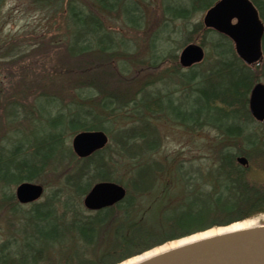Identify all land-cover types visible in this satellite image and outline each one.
Masks as SVG:
<instances>
[{"label": "trees", "instance_id": "trees-1", "mask_svg": "<svg viewBox=\"0 0 264 264\" xmlns=\"http://www.w3.org/2000/svg\"><path fill=\"white\" fill-rule=\"evenodd\" d=\"M32 1L44 10L61 12L66 29L62 62L97 63L102 76L57 81L54 87L48 77L29 108L7 104V113L24 120L25 129L17 131L21 140L32 135L26 123L36 105L46 117L35 140L18 142L12 135L7 155L0 157L5 226L0 264H122L194 234L264 215V140L246 138L254 123L248 96L256 82L264 81V35L262 62L247 67L228 38L188 23L193 12L205 11L217 0H186L162 8L160 33L147 42L148 58L142 62L136 59L135 42L118 37L102 18L115 13L126 30H144L149 20L138 3L145 0ZM251 1L264 25V1ZM121 4L128 7L122 15ZM175 22L181 25L175 28ZM194 41L207 49L205 59L182 73L178 67L167 71L166 77H178L173 88L164 91L153 82L136 85L131 74L135 66L156 69L174 63L177 52ZM65 82L72 90L66 96L46 90L57 91ZM132 85L137 90L131 95ZM192 94L196 101L189 112L175 96ZM160 119L191 131L217 132L221 140L215 159L155 158L160 137L153 120ZM82 131H102L109 144L79 160L68 140ZM238 157L246 158L247 166H240ZM119 171L127 173L125 181L116 175ZM44 176L57 181L51 193L31 205H19L13 188L22 182L43 184ZM97 182L123 186L125 198L113 207L86 211L82 199ZM169 211L180 216H168ZM152 219L161 222L152 227L147 223Z\"/></svg>", "mask_w": 264, "mask_h": 264}, {"label": "rangeland", "instance_id": "rangeland-1", "mask_svg": "<svg viewBox=\"0 0 264 264\" xmlns=\"http://www.w3.org/2000/svg\"><path fill=\"white\" fill-rule=\"evenodd\" d=\"M137 3V0H134ZM205 2H213L214 0H204ZM264 1V0H262ZM146 2V3H145ZM145 2L138 3V7L142 9L145 7V15L148 25L144 30L133 31L126 30L122 26V22L117 14L113 13L108 16H103L104 25L111 31L117 33L118 37H121L125 41L135 42L133 47H137V55L139 61L146 60L148 58V45L147 42L153 40L159 35V25L162 19V8H169L170 6L185 4L186 0H145ZM123 4L119 6V12L122 15L125 11ZM130 10V8H129ZM133 14L132 12H130ZM205 11L193 12L189 18V25L194 26L201 24ZM61 12L54 13L48 10H44L37 3L32 0H3L0 5V147L3 149L0 151V157L7 155L5 151L6 146L11 143V136L17 137L18 142L24 140H35L43 126L44 111H40V106L34 109L32 115H29V121L26 123L31 128L32 135L27 134L25 139L21 140V133L19 130L25 129L24 120L19 117L15 119L14 116L7 113V104L10 102H17L20 105L30 107L33 98L37 93H40V88L46 87V80L50 83L51 87H54L57 81L71 80L80 77H94L101 78V66L97 63L90 64L86 60L76 65H68V62H62L64 58V48L66 46V29L63 20L60 17ZM130 18V17H129ZM175 28H178L181 24L175 22ZM162 35V34H161ZM176 38V36H175ZM195 38V37H193ZM177 40V38H176ZM151 42V41H150ZM199 44L197 41L191 42ZM174 44V43H173ZM128 44V47H132ZM172 45V44H171ZM174 47V45H172ZM170 49L171 47L168 46ZM206 53L207 49L204 48ZM180 50L177 52V56ZM178 58L175 62H165L160 68L152 69L146 66L141 67L140 64L135 66V70L132 71L138 81L137 86L153 82L152 86L163 89L164 91L170 90L175 84L179 83L177 76H167L168 72H172L173 67H178ZM143 62V61H142ZM111 66H114L111 63ZM168 71V72H167ZM186 70H179L180 73ZM167 72V73H165ZM137 74V76H136ZM60 75V76H59ZM107 80L108 85L113 83ZM159 80L162 81L159 82ZM126 81H130L127 79ZM114 82V79H113ZM260 82L264 83L263 80ZM126 86V82H124ZM133 84L132 82H129ZM68 82H65L54 89H46L50 93L59 92L66 96L70 94L72 90L69 87ZM137 86L132 85L130 93L133 94L137 90ZM115 87V86H114ZM110 90H113L112 87ZM123 93V92H122ZM176 101L184 103L189 112L195 106V95H188V98H180L175 96ZM42 108H46L45 105H41ZM9 112V111H8ZM193 118L195 115L192 114ZM153 125L160 137L159 147L156 152L155 158L165 156H178L184 160H196L209 161L215 159V152L218 145L220 136L211 129L203 130H188L179 125L170 123L166 120H153ZM248 133L246 138L249 140H264V122H254L248 127ZM18 131V132H17ZM250 131V132H249ZM71 138L68 140V146H70ZM123 181H125L127 173L119 171L116 173ZM264 177V176H260ZM43 184H40L44 188V194L42 199L49 195L56 186V180L51 176L42 177ZM15 189V187L13 188ZM14 193V192H13ZM41 199V200H42ZM145 202H150V198H146ZM40 200V201H41ZM168 216H180L169 211ZM0 212V243L4 238V217ZM257 221V224H264V215L247 220ZM161 221L152 219L147 223L152 227H157ZM243 222V223H245ZM176 242V241H175ZM167 245V244H166ZM165 246V245H164Z\"/></svg>", "mask_w": 264, "mask_h": 264}, {"label": "water", "instance_id": "water-1", "mask_svg": "<svg viewBox=\"0 0 264 264\" xmlns=\"http://www.w3.org/2000/svg\"><path fill=\"white\" fill-rule=\"evenodd\" d=\"M202 24L205 29L231 40L237 57L246 66H253L262 59L264 27L250 0H219L205 12ZM204 56L205 51L201 46L188 44L180 51L178 63L182 68H189L201 63ZM248 110L255 121H264V84L261 82L254 84L250 91ZM108 143V136L102 131H82L72 137L70 146L78 159H85L103 150ZM236 161L243 167L247 166L244 157ZM43 193L41 185L30 182H22L14 189L17 203L23 206L37 202ZM125 196L123 186L113 182H97L82 199V205L85 210L96 212L115 206ZM135 264H264V224L196 240Z\"/></svg>", "mask_w": 264, "mask_h": 264}, {"label": "bare ground", "instance_id": "bare-ground-1", "mask_svg": "<svg viewBox=\"0 0 264 264\" xmlns=\"http://www.w3.org/2000/svg\"><path fill=\"white\" fill-rule=\"evenodd\" d=\"M253 225H257V221H248V222H245V223H239V224H235L233 226H231L230 228H225V229H218V230H209V231H206V232H203V233H198V234H194L190 237H187V238H184V239H181L179 241H176V242H172V243H169L165 246H162V247H159V248H156L150 252H147L145 254H143L142 256L140 257H135L133 259H130L122 264H135L145 258H148L150 256H153V255H156L160 252H163L165 250H168V249H171V248H175V247H178V246H181V245H184V244H188V243H191V242H194L196 240H200V239H203V238H207V237H211V236H214V235H218V234H223L225 232H230V231H234V230H238V229H242V228H245V227H250V226H253ZM216 229V228H215Z\"/></svg>", "mask_w": 264, "mask_h": 264}]
</instances>
